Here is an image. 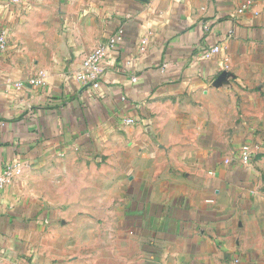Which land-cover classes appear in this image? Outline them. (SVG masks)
Instances as JSON below:
<instances>
[{
  "label": "crops",
  "instance_id": "0c3cea01",
  "mask_svg": "<svg viewBox=\"0 0 264 264\" xmlns=\"http://www.w3.org/2000/svg\"><path fill=\"white\" fill-rule=\"evenodd\" d=\"M2 35L0 264H264V0H0Z\"/></svg>",
  "mask_w": 264,
  "mask_h": 264
},
{
  "label": "built area",
  "instance_id": "2783aa9c",
  "mask_svg": "<svg viewBox=\"0 0 264 264\" xmlns=\"http://www.w3.org/2000/svg\"><path fill=\"white\" fill-rule=\"evenodd\" d=\"M247 8V7H246ZM243 12V9L239 11ZM123 41V33H118L107 44L102 45L93 50L85 58L82 66V70L77 75V81L90 86L92 89L100 88V78L102 74L103 63L107 60L109 53L116 49ZM8 50V42L4 35L0 36V56ZM221 52L219 45L214 46L209 51H206L205 58L211 59ZM45 77L43 73H40L39 77H35L28 80V84L33 86H44ZM22 86V84H19ZM135 122L131 119L127 120L128 125H133ZM252 152L248 145L241 148L242 162L247 164L251 161ZM21 176V170L18 166H7L0 171V192L11 185L18 177ZM238 263L239 261H234Z\"/></svg>",
  "mask_w": 264,
  "mask_h": 264
}]
</instances>
